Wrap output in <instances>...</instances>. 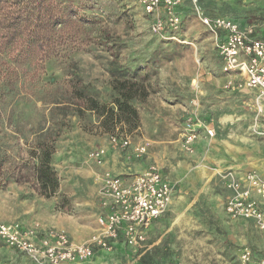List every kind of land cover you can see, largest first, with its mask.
<instances>
[{
	"label": "rangeland",
	"instance_id": "374dc122",
	"mask_svg": "<svg viewBox=\"0 0 264 264\" xmlns=\"http://www.w3.org/2000/svg\"><path fill=\"white\" fill-rule=\"evenodd\" d=\"M65 1L90 16V24L109 39L90 47L87 35L78 48H65L38 64L11 61L0 54V221L26 228L34 224L41 229L62 228L72 238L88 239L102 212L98 175L110 171L130 173L129 177L156 164L168 179L182 185L175 209L146 233L138 247L106 250L62 264H244L239 252L245 246L261 256L263 232L250 220L224 217L219 206L233 170L223 171L207 159L211 149L216 151L210 142L197 152L185 151L180 142L186 114L214 129L220 96L231 100L229 108L242 104L235 90L225 89L232 87L222 85L229 74L221 69L214 37L197 18L192 3L185 2L175 38L164 39L150 31L137 0ZM197 1L208 17L264 24V0ZM112 63L142 79L149 89L144 99L132 101L139 115L134 129L123 122L104 130L94 112L79 114L73 104L75 87L110 104ZM255 114L254 110L250 127L241 134L264 141L255 130ZM115 133L128 136L130 145L113 149L109 135ZM42 139L51 140L54 147L52 166L59 189L50 197L39 193L35 179L33 147ZM142 141L150 145L147 154L137 157L133 148ZM100 148L105 154L98 164L91 151ZM0 264L33 262L0 238Z\"/></svg>",
	"mask_w": 264,
	"mask_h": 264
},
{
	"label": "built area",
	"instance_id": "2783aa9c",
	"mask_svg": "<svg viewBox=\"0 0 264 264\" xmlns=\"http://www.w3.org/2000/svg\"><path fill=\"white\" fill-rule=\"evenodd\" d=\"M148 19L150 31L161 38H175L182 22L178 11L184 0H137ZM192 3L197 18L203 22L216 40L221 56V69L229 75L239 77L237 82L227 80V87L255 89L253 97L256 111V131L258 121L264 111V37L255 33L256 26L240 24L232 19L203 14L197 0ZM213 137L214 129L194 114L186 115L181 131V145L185 151L192 152L193 143L199 136V130ZM254 130V124H253ZM109 144L113 149H124L130 145L126 135H109ZM150 143L142 141L133 148L137 157L147 154ZM104 149L91 151L93 159L100 164ZM226 184L229 194L226 196L224 212L230 220L246 219L255 223L264 234V211L259 199L264 200V177L256 171L248 172L243 178L231 172ZM97 193L102 207L98 227L87 240L75 242L64 229H41L37 224L28 228L18 223L0 221V238L11 248L24 253L33 264H62L87 260L94 254L95 248L111 250L115 242L122 240L124 245L135 248L140 246L146 236V229L163 216L172 202L176 183L169 182L155 165H149L143 171L132 176H121L110 171L100 179ZM257 196V197H253ZM239 259L244 264H264V256H257L247 246L242 247Z\"/></svg>",
	"mask_w": 264,
	"mask_h": 264
},
{
	"label": "trees",
	"instance_id": "16d2710c",
	"mask_svg": "<svg viewBox=\"0 0 264 264\" xmlns=\"http://www.w3.org/2000/svg\"><path fill=\"white\" fill-rule=\"evenodd\" d=\"M90 21V16L80 13L65 0H0V54L11 61L29 60L38 64L55 57L65 48H78L79 41L87 35L90 38L88 46L103 45L109 35L95 24L91 25ZM109 73L114 91L111 105L101 103L77 87L73 88L77 99L73 104L79 114L89 110L94 112L104 130L114 129L123 122L134 129L138 126L139 115L132 101L144 99L149 89L142 79L122 72L114 63ZM33 149L37 159L34 171L39 193L50 197L59 189L58 177L52 166L53 143L51 140H38Z\"/></svg>",
	"mask_w": 264,
	"mask_h": 264
},
{
	"label": "crops",
	"instance_id": "0c3cea01",
	"mask_svg": "<svg viewBox=\"0 0 264 264\" xmlns=\"http://www.w3.org/2000/svg\"><path fill=\"white\" fill-rule=\"evenodd\" d=\"M186 1L188 0H184L181 4V7L178 8L181 21L183 18V11L187 7L185 6ZM247 24L245 25L240 24V26L244 27V26H247ZM254 25L256 26V29H255L256 35L263 38L264 37V24H254ZM214 42L216 44L215 39H214ZM221 66H222V63H221ZM229 79H231L232 82H237L239 80V77L233 74L224 76L222 78V85L224 88L227 87L225 84L227 80ZM225 89L232 90V91L235 90L237 95L241 98L240 102H242V104L233 105L231 109L229 108L231 104H228L229 102H231V100L227 99L228 101L227 102L224 100V98H227V96L223 95L225 96L224 98L223 96H220L222 99L221 100L222 102L218 103V106L216 109L217 112L214 115V117H217L215 124L213 126L215 135L213 137H209L207 134H205V131L203 129L199 130L198 132L199 136L193 143V150L197 152L198 150H201L202 146L210 142L211 145L215 147L216 151L211 149L210 155L207 157V159L211 160L212 161L211 163H214V165H218L221 170L223 171L233 170L235 176L241 177V178H243L246 173L251 172V171H256L260 176L264 177V141L255 140V138L253 137H248L245 134H241V131L247 132L246 129L250 127L253 121V118H254L253 114L255 110V108H253L254 106L253 97L256 95V90L255 89L239 90V89H236L235 87H232L231 89L230 88H225ZM186 115L183 117V119H185ZM263 125H264V111L258 121L259 129L263 128ZM259 138H262V137H259ZM180 142H181V137H180ZM104 170H102V172ZM217 170L218 169H216V171ZM161 171L164 174V176L167 175L163 169H161ZM126 174L127 175L124 174V176L128 177V174L130 173H126ZM131 176H132V173H131ZM100 179L101 178H99V175H98L99 184H100ZM168 181L172 182V180L170 179H168ZM181 188H182V185L180 183L179 185L176 184V190L173 194L172 202L170 206L168 207L167 211L163 214V216H161L156 221H154L146 229V232H150L152 228L154 227V225L157 224V222H159V220L165 219V217L167 216L166 214L169 211H172L175 209L174 207L177 206L179 202L176 198L179 199V190L181 192ZM226 192L227 193L225 197L229 194L228 189ZM253 197H257V196H253ZM226 198L223 201L222 200L220 201L219 206L221 207L223 216L227 218L226 213L224 212V204H225ZM257 199H259L260 207L264 211V200H261L258 197ZM244 221H247V220H244ZM75 236L74 238H72L70 235V237L75 242L77 241L81 242V241L87 240V238L82 239L83 237L82 235H80L79 238L77 239L75 238ZM262 244H263V248H262L263 251H262L261 256H264V235H263ZM125 249H126V244L124 245L123 241L119 240L113 244L111 251H124ZM94 250L95 251H94L93 256H96L97 253L99 254L102 252H106V250L100 249V248H95ZM73 264H77V263H73Z\"/></svg>",
	"mask_w": 264,
	"mask_h": 264
}]
</instances>
